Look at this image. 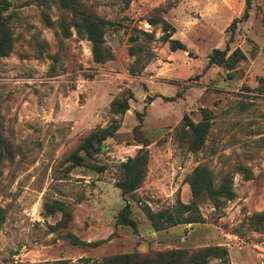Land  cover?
<instances>
[{"label":"rangeland","instance_id":"obj_1","mask_svg":"<svg viewBox=\"0 0 264 264\" xmlns=\"http://www.w3.org/2000/svg\"><path fill=\"white\" fill-rule=\"evenodd\" d=\"M81 1L112 23L104 34L112 59L103 64L93 62L89 42L72 29L62 35L54 6L11 0L14 49L0 58V134L13 150L10 159L0 158V207L6 211L0 264H85L84 258L208 245L228 251L227 262L211 264H264V234L240 227L264 209V93L256 91L264 76V0H249L248 16L239 21L245 0ZM157 7L166 9L161 16L185 50L170 51L157 40L160 26L146 22ZM134 29L153 33L148 47L154 58L130 75L128 37ZM227 43L228 54L238 48L245 55L231 76L223 66L208 64L213 49ZM127 90L133 96L129 109L121 116L111 113L110 102ZM203 107L211 111V127L201 150L191 153L182 115L198 121ZM137 113L141 125L134 132ZM114 119L116 134L85 160L105 169L69 168L67 156L79 139ZM137 139L149 141L147 171L134 194L122 195L115 186L119 163L141 147ZM198 164L217 179L231 172L234 199L219 209L203 200V222L154 231L143 205L156 211L171 206L177 195L187 202L184 179ZM240 165L250 169V179L236 170ZM52 201H62L72 213L68 226L54 232L50 225L60 214L44 208ZM127 202L136 231L115 223ZM68 232L81 241L103 242L73 245L64 236Z\"/></svg>","mask_w":264,"mask_h":264},{"label":"trees","instance_id":"obj_2","mask_svg":"<svg viewBox=\"0 0 264 264\" xmlns=\"http://www.w3.org/2000/svg\"><path fill=\"white\" fill-rule=\"evenodd\" d=\"M37 5L48 8L54 6L59 11V17L56 25L60 28L62 35L68 37L72 31L77 36L85 39L90 44L93 62L103 64L112 59V54L104 42L105 31L112 23L99 16L93 9L84 5L81 0H35ZM130 0H124L127 5ZM11 6V0H0V58L9 56L14 49V36L10 25V15L8 10ZM250 1L245 0V10L238 19L243 20L248 16L247 9ZM169 4L166 8H170ZM166 10V9H165ZM164 8L157 7L154 14L147 17L146 22L151 25H159L161 34L157 40L168 45L170 51L185 50L186 47L182 41L173 38L175 28L161 14L165 12ZM48 20V19H47ZM237 19H233L234 24ZM52 23L48 21V25ZM155 37L153 33L144 30L134 29V32L128 37L129 46L128 54L134 57L132 63L128 66L130 75L139 74L145 66L154 58V53L148 47ZM228 52V43L224 49H213L208 56V64L223 66L227 70V75L231 76V71L235 66L245 58V55L238 48L231 53ZM56 61V57L52 56ZM256 91L259 94L264 93V76L258 78ZM133 96L130 91L122 97L114 98L110 102L109 111L115 115H123L129 109L128 100ZM149 99V97H147ZM200 120L193 121L187 114L182 115L181 128L184 136L186 150L196 153L204 146L206 136L211 127L212 114L207 108H200ZM138 124L133 127L137 131L141 125L140 114L137 113ZM119 128V121L111 120L105 127H98L90 130L83 135L74 149L67 156L69 168L85 166L90 170L101 172L104 166L91 165L86 163V159L92 158L98 154L104 147L107 138L113 137ZM141 147L137 148L132 156H127L124 161L119 163L120 177L116 180L115 186L120 190L122 195H132L143 183L148 163V151L145 148L149 141L147 139H137ZM13 150L10 143L0 134V158H11ZM239 171L246 179H250L252 174L248 167L238 166ZM232 173L227 171L218 179L213 171L205 164L196 165L186 176L190 191V199L182 202L179 195L176 196L171 206L152 211L148 205H143V210L148 219L151 228L154 231H161L177 225H187L203 222V217L199 210V204L207 200L211 205L219 209L227 201L235 197L233 191ZM45 212L59 213L60 218L54 225H50V231H58L68 226L72 219V213L67 204L62 201H52L44 205ZM5 209L0 207V227L5 220ZM129 203L117 213L115 223L127 225L136 231V224L130 217ZM240 227L264 234V209L255 212L247 217L246 221L240 224ZM234 233L239 234L240 228H234ZM65 238L70 239L73 245L96 246L103 242L98 240L94 242H85L79 240L70 232L66 233ZM212 260L225 263L228 260V251L226 247L220 245H208L194 249L171 248L164 250H154L149 252H126L108 255L99 259L91 260L84 258L85 264H211Z\"/></svg>","mask_w":264,"mask_h":264},{"label":"crops","instance_id":"obj_3","mask_svg":"<svg viewBox=\"0 0 264 264\" xmlns=\"http://www.w3.org/2000/svg\"><path fill=\"white\" fill-rule=\"evenodd\" d=\"M132 156V155H131Z\"/></svg>","mask_w":264,"mask_h":264}]
</instances>
